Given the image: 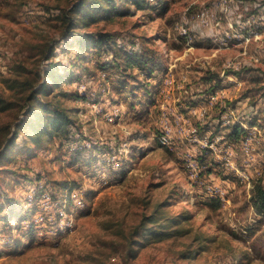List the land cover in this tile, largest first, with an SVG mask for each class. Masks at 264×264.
I'll return each mask as SVG.
<instances>
[{"label": "rangeland", "instance_id": "1", "mask_svg": "<svg viewBox=\"0 0 264 264\" xmlns=\"http://www.w3.org/2000/svg\"><path fill=\"white\" fill-rule=\"evenodd\" d=\"M78 1L0 0V264H264V0Z\"/></svg>", "mask_w": 264, "mask_h": 264}, {"label": "trees", "instance_id": "2", "mask_svg": "<svg viewBox=\"0 0 264 264\" xmlns=\"http://www.w3.org/2000/svg\"><path fill=\"white\" fill-rule=\"evenodd\" d=\"M89 3V5L87 4ZM92 7L94 9L100 8L99 2L97 0H79L77 3H75L72 8H70L69 12H67L63 16V21L66 23L67 32H72L74 30L76 25V19L78 14L83 12L85 8ZM71 16H68V15ZM72 15H74L72 17ZM68 18V19H66ZM70 35V34H69ZM98 46H102V44H105L107 41L104 39V36L102 34H99L98 38L94 41ZM49 59V58H47ZM42 74V72L40 71ZM49 76V75H48ZM13 88V87H12ZM48 88V84L46 79L42 84H40L39 88H31L28 93V87H24L21 90V93H28V95L25 98V113L27 118L26 121L30 124L33 123L35 117L41 116L42 113L48 112L51 115L47 116L45 120L48 122V125L53 129V133H63L67 130V127L73 124V119L70 116L69 112H67L65 109L55 107L53 110L49 108L48 103H42L39 99V95L42 92H45ZM5 100L0 97V107L3 109H7L8 106L5 104ZM42 112V113H41ZM44 118L42 119L43 122ZM44 120V121H45ZM20 123H17L15 125V130L13 133V137L11 139V143H15L18 138L20 137ZM241 133H244V130L242 129L241 125L235 124L232 128L231 137L238 139L241 135ZM8 146V144H7ZM7 149V148H6ZM4 153V152H2ZM1 153V154H2ZM250 203L251 206L255 212L256 215L264 218V185L261 181L256 182L253 185V188L251 190V196H250ZM137 234V232L134 234V236ZM128 257L131 258V252L128 253Z\"/></svg>", "mask_w": 264, "mask_h": 264}, {"label": "built area", "instance_id": "3", "mask_svg": "<svg viewBox=\"0 0 264 264\" xmlns=\"http://www.w3.org/2000/svg\"><path fill=\"white\" fill-rule=\"evenodd\" d=\"M226 118L232 119L231 116H227ZM255 137L256 136H247V145H245V147H253V143H254ZM247 156H248V159H253L254 158V155H247ZM217 191L225 192L222 189H219Z\"/></svg>", "mask_w": 264, "mask_h": 264}, {"label": "bare ground", "instance_id": "4", "mask_svg": "<svg viewBox=\"0 0 264 264\" xmlns=\"http://www.w3.org/2000/svg\"><path fill=\"white\" fill-rule=\"evenodd\" d=\"M247 141V140H246ZM244 144V143H243ZM250 150H251V147H246V151H248L250 153ZM252 151V150H251ZM241 175V174H240ZM249 175V174H248ZM247 175V176H248ZM250 178V177H249ZM246 181H247V178H246Z\"/></svg>", "mask_w": 264, "mask_h": 264}]
</instances>
